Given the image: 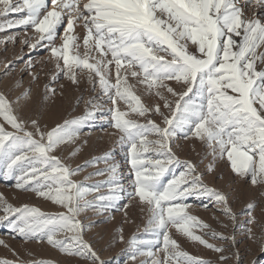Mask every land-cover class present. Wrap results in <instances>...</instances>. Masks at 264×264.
Segmentation results:
<instances>
[{"label": "snow or ice", "instance_id": "snow-or-ice-1", "mask_svg": "<svg viewBox=\"0 0 264 264\" xmlns=\"http://www.w3.org/2000/svg\"><path fill=\"white\" fill-rule=\"evenodd\" d=\"M29 27L35 42L21 43L47 49L49 56L39 70L29 61V87L18 80L15 99L0 92V171L17 190L61 211L16 207L0 195V225L24 243L46 244L84 264H109L85 238L93 225L81 217L118 209L125 223H135L129 212L139 209L143 235L151 239L134 234L127 241L133 264L138 257L146 258L138 264H211L184 251L177 236L220 254L219 264H243L239 251H232L235 235L218 234L189 212L190 197H205L229 222L237 220L229 195L206 185L198 165L176 154L177 141L186 139L194 150L197 142L204 148L200 163L211 157L206 173L226 161L235 178L255 190L245 212L247 224L260 228L257 237L249 227L248 237L261 253L251 264H261L264 225L254 212L259 208L264 215V0H0V32ZM42 74L46 81L37 99L33 88L41 86ZM68 86L81 92L74 107L83 104V113L51 126L42 123ZM84 92L90 93L87 100ZM105 105L110 107L103 119L130 165L128 187L112 152L76 168L56 155L76 145ZM26 111L33 114L26 117ZM79 151L71 148L69 161ZM99 163L109 166L86 179L107 176L106 181L87 186L73 180ZM123 231L118 229L120 243ZM0 246L8 247L2 239ZM11 251L16 259L0 264H46Z\"/></svg>", "mask_w": 264, "mask_h": 264}, {"label": "rangeland", "instance_id": "rangeland-1", "mask_svg": "<svg viewBox=\"0 0 264 264\" xmlns=\"http://www.w3.org/2000/svg\"><path fill=\"white\" fill-rule=\"evenodd\" d=\"M14 16L16 14H13ZM77 31H81L78 29ZM82 34V33H81ZM9 36H15V42L8 41ZM36 34L29 27L25 32L22 28L7 30L0 32V92H4L10 99H15L19 94L15 89V83L18 80H22L24 89L29 87L31 80L26 66L29 61L37 67V70L41 67L42 61H46L49 56V52L44 48H37L32 50L25 44L21 43L23 40H30L35 42ZM59 44V41L57 42ZM10 65L6 69L5 65ZM51 68V65H49ZM46 81L44 74L41 75V86L39 88H33V95L39 99L40 94L43 91V84ZM61 83L67 84L66 81ZM175 86V85H174ZM84 98L87 100L90 93L84 92ZM81 95L80 91L68 86L66 89V95L63 100H57L55 105H50L42 123H46L49 126L55 123H61L64 119H71L73 116L81 115L84 111L83 104L79 108H75V100ZM94 95V94H93ZM110 105H105L103 110L97 114V119L90 122L89 125L82 129V134L76 145L69 146L64 151H59L56 155L62 157L63 160L69 162L73 168L77 166H83L86 162L93 160L94 158H101L109 152L113 153V162L119 165L120 176L122 183L128 187L131 184L130 177V165L126 152L116 143L118 135H113V129L109 127L108 122L103 119L107 115V108ZM33 112H25V116L32 115ZM140 122H144L141 120ZM2 123V121H0ZM6 130H11L5 125ZM151 138V137H150ZM87 140V144L83 142ZM79 147V153L71 158L69 161V155L71 148ZM175 152L182 161H190L198 165V171L204 173V183L209 187H213L223 193L229 195V203L234 213L237 215L235 224L229 222L225 217L220 214L215 202L210 198L205 197H190L187 201L192 204L189 212L198 217L202 222L210 225L211 229L218 234L224 236L235 235L236 245L232 251H239L243 260V264H251L253 259L261 256L259 246L257 242L249 239L248 228L251 227L253 233L260 237V228L257 225H248V216L245 212L246 203L255 197V190L250 186L245 185L238 181L231 173L228 163L226 161H218L216 163V171L214 174H208L205 172V168L208 165L211 157L203 160L205 150L197 142L195 144V150L193 148V142L191 140L180 139L177 141ZM104 163H99L95 167H87L81 171L78 175L73 177V180L84 183L87 186L102 183L108 179L107 176H92L91 179H86L90 174L108 167ZM183 169H177L176 171H182ZM223 175L224 179L221 180L218 177ZM170 178L168 176L165 177ZM102 191L106 192L107 189ZM0 195H2L8 203L13 206L19 207L22 204H28L41 209L45 213H55L61 211L57 206L53 205L49 201L37 198L33 193H24L15 188V181L6 179L0 171ZM92 199V196L89 197ZM127 203V201H121V204ZM134 203V202H133ZM0 215H3L0 212ZM254 215L259 219L260 224L264 225V215L261 214L260 209L254 212ZM129 216L135 223L124 222V213L118 209H113L110 213L104 216H98L95 212H88L81 219L85 224H92L93 227L88 231L86 239L90 240L95 249L100 254L101 258L108 261L109 264H133L129 257L127 241L135 234L141 236L144 239H151L150 236H144L143 230L145 225L144 214L139 209H134L129 212ZM224 224H228V227H223ZM123 228V235L125 242H119L118 229ZM207 231V230H206ZM202 235L203 233L198 232ZM178 242L184 251H187L194 257H201L205 260L211 261V264H219L218 253L212 252L199 245L198 243L189 242L187 239L177 236ZM0 239L4 240L8 247L0 246V260L13 261L16 259L12 255L11 250L19 255L21 259L25 261L30 260H44L46 264H84V262L76 258H68L61 255L56 250L52 249L46 244L24 243L18 236H15L10 232L6 225H0ZM208 239L209 243L216 244L220 247H229V244H222L219 240ZM27 253H31L28 255ZM226 255L230 253H225ZM146 259L145 257H138L137 264L140 260ZM228 264H236L235 259L228 261ZM261 264H264V259H261Z\"/></svg>", "mask_w": 264, "mask_h": 264}]
</instances>
